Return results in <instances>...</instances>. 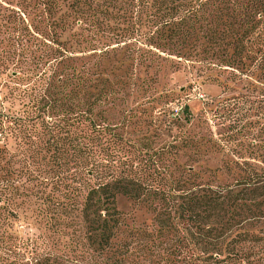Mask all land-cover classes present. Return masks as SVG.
<instances>
[{
  "label": "trees",
  "instance_id": "obj_1",
  "mask_svg": "<svg viewBox=\"0 0 264 264\" xmlns=\"http://www.w3.org/2000/svg\"><path fill=\"white\" fill-rule=\"evenodd\" d=\"M162 56L264 73V0H0V264H264V146L222 185L109 119Z\"/></svg>",
  "mask_w": 264,
  "mask_h": 264
},
{
  "label": "rangeland",
  "instance_id": "obj_2",
  "mask_svg": "<svg viewBox=\"0 0 264 264\" xmlns=\"http://www.w3.org/2000/svg\"><path fill=\"white\" fill-rule=\"evenodd\" d=\"M162 58L155 69L135 68L137 88L110 112V121L124 124L123 132L134 142L146 138L155 150L176 147L173 159L181 169L232 184L237 178L233 164L250 161L253 146H264V73L255 70L232 81L229 75H199L195 64ZM147 87L154 91L136 92ZM118 207L130 223L151 224V216L132 202L120 198Z\"/></svg>",
  "mask_w": 264,
  "mask_h": 264
}]
</instances>
